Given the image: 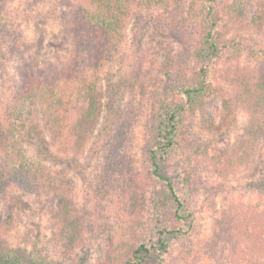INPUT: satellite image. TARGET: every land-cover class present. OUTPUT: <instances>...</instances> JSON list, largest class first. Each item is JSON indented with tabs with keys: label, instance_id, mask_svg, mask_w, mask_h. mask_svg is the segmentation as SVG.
Instances as JSON below:
<instances>
[{
	"label": "rangeland",
	"instance_id": "obj_1",
	"mask_svg": "<svg viewBox=\"0 0 264 264\" xmlns=\"http://www.w3.org/2000/svg\"><path fill=\"white\" fill-rule=\"evenodd\" d=\"M57 1L0 0V118H6L8 129L0 148V222H5L0 236L27 264H107L113 260L106 257L116 256L115 251H122L132 236L150 245L161 227L177 226L163 210L160 196L156 197L159 185L150 178L148 125L157 119L163 104L184 100L175 71L178 61L185 59V65L192 68L199 59L191 44L184 48L181 33L155 26L152 16L133 29L126 24L122 32L126 40L119 50H112L110 62L98 72V83L100 124L108 103L120 107L127 118L115 127L100 152L94 144L100 124L78 150L64 152L62 143L53 141L45 128L38 127L42 139L36 136L35 127L30 129L27 112L33 106L24 100L19 74L25 64L38 76L39 69L71 61L73 45L63 40L58 17L60 9L67 10L66 3ZM194 1L199 8L207 2ZM235 1L214 4L220 18L213 35L223 46L216 53L207 51L202 58L211 90L201 107L185 113L179 145L161 163L192 212L191 225L184 227L186 233L165 234L168 251L143 264H264L263 257L233 260L230 242L216 238L217 220L230 211L264 210V144L260 143L245 165L225 156L243 136L247 119L241 109L229 117L222 113L224 95L231 92L227 71L264 69V27L251 25L257 0H244L239 20L228 19L222 10ZM192 12L199 15L197 25H191L195 33L202 27L203 12ZM136 33L141 34L139 46L133 42ZM20 37L23 45L8 56L10 41ZM138 52L143 56L136 63ZM130 72L137 75L139 86L128 92ZM157 74L160 87L151 80ZM103 170L109 172L107 182L116 185L104 194L97 183L103 180ZM39 174L50 175L53 186L59 179L68 183L74 211L64 220L56 218L58 198L54 189L42 187ZM136 181L139 185L130 195L129 184Z\"/></svg>",
	"mask_w": 264,
	"mask_h": 264
},
{
	"label": "trees",
	"instance_id": "obj_2",
	"mask_svg": "<svg viewBox=\"0 0 264 264\" xmlns=\"http://www.w3.org/2000/svg\"><path fill=\"white\" fill-rule=\"evenodd\" d=\"M57 2L66 3L67 10L60 9L58 17L59 22L62 23L63 40L73 45L71 61L62 63L60 67L39 69L38 76L25 64L19 74L23 79L24 100L30 101L33 106V109H28L27 112L30 129L33 130V127L37 129L36 136L39 139L42 135L38 127L45 128L53 141L62 143L64 152L68 149L78 150L85 139L94 132L95 126L100 124L101 95L98 72L110 62L112 50H119L122 47V42L126 40L122 33L126 24L130 23V28L133 29L139 21L152 16L155 26L181 33V43L184 48H189L191 44L198 55L199 60L195 61V66L192 68L185 65V59L178 61L179 67L175 68L180 81L179 94L184 99L183 102L163 104L158 109L157 119L148 125V130H151V141L147 149L150 178L159 185L160 190L156 197L158 199L160 196L163 210L171 214L177 226L170 224L161 227L157 232V240L150 245L132 236V239L124 242L125 248L122 251H115L116 256L106 257L107 260L114 261H109L107 264L146 263L152 256H160L168 251L169 244L165 234L186 233L187 229L184 227L191 225L192 212L185 207L171 176L163 170L161 163L166 160L168 153L179 145L185 113L201 107L207 98L208 90H211L205 79L206 69L202 64V58L207 51L216 53L223 46L213 35V28L220 18L214 6L217 0H207L200 8L197 6L199 3L194 0L189 3H185V0H64V2L58 0ZM243 3L244 0H236L234 4H226L222 12L226 13L228 19L239 20ZM193 9L203 12L200 17L202 27L195 33L192 32L191 25H197L199 15L194 14ZM251 25L264 27V0L256 1ZM140 37L141 34H134L133 42L137 43V46L141 44ZM21 45H23L21 37L12 39L6 54L11 56L13 49ZM142 56L143 54L138 52L136 63L142 59ZM139 71H141L140 66ZM185 72H190L191 75L186 76ZM158 76V74L152 76L151 80H155L152 82L153 85L160 87ZM136 77V74L130 72L129 79L126 80L130 84L128 92L134 91L135 85L139 86ZM225 79L229 81L231 92H226L224 95L223 115L226 114L228 117L235 115L238 109L247 114L243 136L232 152L225 156L231 159L232 163L245 165V162H251L256 155L260 143L264 144V69L247 67L231 69L227 71ZM125 84L123 83V86ZM112 90L115 91V88L112 87ZM85 101L87 104H82ZM123 118L126 119L127 116L123 114L122 109L113 108L108 103L96 134L97 139L94 141L99 147L98 152L106 148L115 127L124 120ZM7 130L6 118H0V148L4 145ZM48 153L50 155L51 150ZM103 173L104 181L97 183L99 190L106 193L107 188L114 189L116 185L107 182L106 179L110 176L107 170H103ZM38 178L42 179V187L48 186L54 189L59 202L56 218L64 220L72 214L74 206L68 183L59 179L57 185L53 186L50 175L45 177L44 174H39ZM102 183L105 185L102 186ZM136 185H139L137 181L130 182V195L136 189ZM94 191H98V188ZM157 203L156 201L155 205ZM217 224L219 231L216 233V238L230 242L229 255L233 260L257 261L264 258V210L250 211L237 208L217 220ZM4 227L5 222H0V231H3ZM1 240L0 236V264H27L23 257L18 255L16 249L10 248Z\"/></svg>",
	"mask_w": 264,
	"mask_h": 264
}]
</instances>
